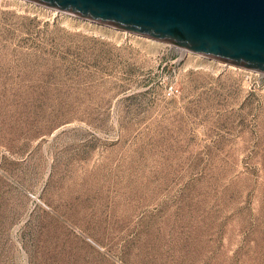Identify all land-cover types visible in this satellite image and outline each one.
I'll return each mask as SVG.
<instances>
[{
	"label": "rangeland",
	"instance_id": "374dc122",
	"mask_svg": "<svg viewBox=\"0 0 264 264\" xmlns=\"http://www.w3.org/2000/svg\"><path fill=\"white\" fill-rule=\"evenodd\" d=\"M0 264H264V75L0 0Z\"/></svg>",
	"mask_w": 264,
	"mask_h": 264
},
{
	"label": "water",
	"instance_id": "95a60500",
	"mask_svg": "<svg viewBox=\"0 0 264 264\" xmlns=\"http://www.w3.org/2000/svg\"><path fill=\"white\" fill-rule=\"evenodd\" d=\"M264 75V0H27Z\"/></svg>",
	"mask_w": 264,
	"mask_h": 264
},
{
	"label": "built area",
	"instance_id": "2783aa9c",
	"mask_svg": "<svg viewBox=\"0 0 264 264\" xmlns=\"http://www.w3.org/2000/svg\"><path fill=\"white\" fill-rule=\"evenodd\" d=\"M169 91H170L169 94H172L173 92H177L176 89H174V88H172V87L169 88Z\"/></svg>",
	"mask_w": 264,
	"mask_h": 264
},
{
	"label": "bare ground",
	"instance_id": "6f19581e",
	"mask_svg": "<svg viewBox=\"0 0 264 264\" xmlns=\"http://www.w3.org/2000/svg\"><path fill=\"white\" fill-rule=\"evenodd\" d=\"M149 39V38H148ZM150 40H152V39H150ZM152 41H154V42H158V41H156V40H152ZM229 66H232V65H229ZM232 67H235V66H232Z\"/></svg>",
	"mask_w": 264,
	"mask_h": 264
}]
</instances>
